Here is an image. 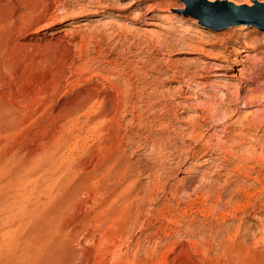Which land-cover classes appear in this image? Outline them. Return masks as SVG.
Here are the masks:
<instances>
[{
	"label": "rangeland",
	"instance_id": "1",
	"mask_svg": "<svg viewBox=\"0 0 264 264\" xmlns=\"http://www.w3.org/2000/svg\"><path fill=\"white\" fill-rule=\"evenodd\" d=\"M46 1L0 0V264H264V28ZM206 62L222 70L199 80ZM111 152L143 168L137 196L111 194Z\"/></svg>",
	"mask_w": 264,
	"mask_h": 264
},
{
	"label": "bare ground",
	"instance_id": "2",
	"mask_svg": "<svg viewBox=\"0 0 264 264\" xmlns=\"http://www.w3.org/2000/svg\"><path fill=\"white\" fill-rule=\"evenodd\" d=\"M33 1V5L34 6H39V8L42 6L43 7V9L44 8H47L48 7V2L46 1V0H32ZM59 1V0H58ZM57 1V2H58ZM97 1V0H96ZM263 2H264V0H263ZM51 3V2H50ZM65 3V2H64ZM132 3H130L129 5H131ZM31 5H32V3H31ZM128 5V6H129ZM183 6V5H182ZM253 6V5H252ZM62 7H64V5H61V6H58V8L59 9H61ZM104 7H107L106 5L104 6ZM254 7V6H253ZM186 8V7H185ZM181 9H184V7H181ZM244 25H246V26H249V25H247V24H244ZM179 27H181V28H183L184 27V29H187L186 28V26H183V24H182V26H179ZM245 43V42H244ZM190 49H194L193 47L192 48H190ZM196 49V48H195ZM197 49H200V48H197ZM208 63L206 62L205 63V65H207ZM222 66V65H221ZM225 66V65H224ZM214 70H222V68L220 69V68H211V66L209 65H207V66H204V67H202V68H200V69H197L196 68V70H193V76H195L197 79H199V80H202V79H205V78H207V77H209V76H216V74L214 73L215 71ZM224 70V69H223ZM228 70V69H227ZM214 71V72H213ZM262 72V71H261ZM239 76H240V78L242 79V80H245V81H247V82H252L254 79H255V77L256 76H254V75H250V76H247V75H245V74H243V73H240L239 74ZM198 82V81H197ZM246 82V83H247ZM200 83V82H199ZM187 84H189V83H187ZM227 85V84H226ZM188 88V87H187ZM193 92H195V91H193ZM227 93V92H226ZM99 95V94H98ZM188 96V98H191L192 96H189V94H187ZM196 96V95H195ZM211 96H213V95H211ZM255 96H256V94L254 93V94H251V95H244V96H242V97H238L239 99L241 98L242 99V104H245V103H248V102H250V101H252V100H254L255 99ZM87 98H85L86 100H85V102L83 103L84 104V106L87 108V106L90 108H92L93 106H94V102H92L93 100H95V97L96 96H93V94L92 93H89L87 96H86ZM186 97V96H185ZM215 97V96H214ZM98 99V98H97ZM114 99V98H113ZM240 99V100H241ZM99 100H101V99H99ZM103 100V99H102ZM112 100V99H111ZM236 100H238V99H236ZM263 100V99H262ZM219 102V101H218ZM221 102V101H220ZM106 103V102H105ZM225 103V102H224ZM82 104V105H83ZM102 104V103H101ZM111 104H112V101H111ZM204 105L202 106V107H197V108H195L196 110L195 111H206L207 113H210V106H209V104H211L210 102L208 103L207 101L205 102V103H203ZM213 104V103H212ZM98 105V104H97ZM118 105V104H117ZM214 105V104H213ZM101 106V105H100ZM104 106H105V104H104ZM121 106V105H120ZM94 107H96V106H94ZM108 107V106H107ZM110 107V106H109ZM193 107V106H192ZM196 107V106H195ZM99 108V107H98ZM101 108V107H100ZM104 108V107H103ZM97 109V108H96ZM118 109V108H117ZM122 109V108H121ZM228 109V108H227ZM93 110H94V108H93ZM88 111V110H87ZM86 111V112H87ZM105 111V110H104ZM123 111V110H122ZM92 113H94V112H92ZM106 115H107V113H108V110H107V113L106 112H104ZM202 113V112H201ZM200 113V114H201ZM89 114V113H88ZM208 115V114H207ZM214 115V114H213ZM109 117H110V115H109ZM113 117V116H112ZM214 117V116H213ZM216 117V116H215ZM219 117V116H218ZM85 118V117H84ZM106 118H108V117H106ZM211 118V117H210ZM220 118V117H219ZM229 118V117H228ZM194 119H195V117H194ZM199 119V118H198ZM85 120V119H84ZM97 120V119H96ZM209 120V119H208ZM207 121V120H206ZM205 121V122H206ZM210 121V120H209ZM242 121V120H241ZM88 123V122H87ZM97 123L99 124V122L97 121ZM115 123V122H114ZM117 123V122H116ZM160 123V122H159ZM235 123V122H234ZM94 124H95V122H94ZM98 124H95V125H93V129H94V126L96 127ZM112 124V123H111ZM168 124V123H167ZM251 125V124H250ZM157 126V125H156ZM171 126V125H170ZM116 127V126H115ZM168 127V126H167ZM158 128V127H157ZM93 129H91V130H93ZM207 130V129H206ZM229 130V129H228ZM241 130V129H240ZM89 131V130H88ZM197 131V130H196ZM221 132V131H220ZM224 132V131H223ZM226 132V131H225ZM195 133V136L196 137H201L202 135H199L198 133H196V132H194ZM222 133V132H221ZM228 133V132H227ZM226 133V134H227ZM102 134V133H101ZM189 134V133H188ZM188 134H186V135H188ZM224 134V133H223ZM232 134V133H231ZM236 134V133H235ZM240 134V133H239ZM193 135V134H192ZM230 135V134H229ZM233 135H234V133H233ZM227 136V135H226ZM237 136V135H236ZM186 137V136H185ZM204 137V136H203ZM208 137V136H207ZM221 137V136H220ZM220 137H218V141H220V142H223L222 140L223 139H221ZM190 138V137H189ZM212 138H214V137H212ZM224 138H225V136H224ZM116 139V138H115ZM187 139V138H186ZM204 139V138H203ZM209 139L210 138H207V140L206 141H209ZM236 139V138H235ZM194 140V139H193ZM211 141V140H210ZM216 141V140H215ZM201 142V141H200ZM112 143V142H111ZM204 143V142H203ZM211 143H212V141H211ZM241 143V142H240ZM103 144V143H102ZM200 144V143H199ZM114 145V144H113ZM202 145V144H201ZM206 145V144H205ZM227 145V144H226ZM225 146V145H224ZM202 147V146H201ZM211 148V147H210ZM94 149V148H93ZM115 149V148H114ZM114 149H113V151H114ZM118 149V148H117ZM159 150V149H158ZM157 150V151H158ZM193 150V149H192ZM198 150V149H197ZM196 150V151H197ZM253 150V149H252ZM255 150V149H254ZM255 152V151H254ZM118 153V152H117ZM117 153H114L113 155H112V152H111V156H110V159H111V163H113V164H110V165H113V167L110 169V170H108V173H110V177H113L114 178V176L115 175H117V174H121V176H122V180H121V183L117 186V184H114V185H112V186H114L112 189H113V191H111L110 189V191H111V194H115V191L118 189V188H121V192L123 191V192H127V193H129L130 195H132V196H137L139 193H140V191H141V189L139 188V176L143 173V168L141 169L140 167H138V166H135L134 164H132V163H129L128 162V160H125V159H123V158H120V156L119 155H117ZM122 153V152H121ZM202 153V152H201ZM231 153V152H230ZM257 153V152H256ZM227 154V153H226ZM233 154V153H232ZM117 155V156H116ZM230 155V154H229ZM235 155V154H234ZM249 155V154H248ZM260 155V154H259ZM196 153H192L191 155H190V159H193V158H196ZM252 156V155H251ZM98 157H99V155H98ZM106 157V156H105ZM208 157V156H207ZM257 157V156H256ZM109 158V157H108ZM189 158H187V159H189ZM255 158V157H254ZM185 159V158H184ZM108 160V159H107ZM263 160V159H262ZM104 161V160H103ZM205 161V160H204ZM108 161H106V163H107ZM213 162V161H212ZM99 163H101V162H99ZM106 163H102V164H106ZM207 163V162H206ZM248 163V162H247ZM109 164V163H108ZM217 164V163H216ZM222 164V163H221ZM107 165V164H106ZM215 165V164H214ZM83 166H85V165H83ZM100 166H102V165H100ZM104 166V169L103 170H105L106 171V167H105V165H103ZM140 166V165H139ZM241 167V166H240ZM181 168V167H180ZM177 169V168H176ZM224 169V168H223ZM237 169V168H236ZM243 170V169H242ZM249 170V169H248ZM104 171V177H106V172ZM152 172V171H151ZM235 172V171H234ZM107 173V174H108ZM215 173V172H214ZM148 174V173H147ZM153 174V173H152ZM213 174V173H212ZM101 175V174H100ZM158 175V174H157ZM205 175V174H204ZM214 175V174H213ZM245 176V175H244ZM213 177V176H212ZM246 177V176H245ZM254 178H255V176H253ZM91 178V177H90ZM107 178H108V176H107ZM105 179V178H104ZM203 179V178H202ZM258 179H259V177H258ZM87 180V179H86ZM109 180V182H111L112 183V179L111 178H109L108 179ZM159 180V179H158ZM208 180V179H207ZM256 180H257V178H256ZM104 181V180H103ZM108 182V183H109ZM157 182V181H156ZM199 182H202V181H200L199 180ZM206 182V181H205ZM258 182V181H257ZM106 183V182H105ZM107 183V184H108ZM86 184V183H85ZM96 184H98V183H96ZM103 184V183H102ZM257 185V184H256ZM106 186V185H105ZM108 186V185H107ZM203 186V185H202ZM100 187V186H99ZM159 187V186H158ZM219 187V186H218ZM102 188H104V187H102ZM101 188V189H102ZM204 188V187H203ZM220 188V187H219ZM243 188V187H242ZM150 189H152V188H150ZM155 189V188H154ZM156 189H158V188H156ZM255 189V188H254ZM144 190V189H143ZM203 190V189H202ZM239 190H240V188H239ZM258 190V189H257ZM100 191V190H99ZM105 191V190H104ZM205 191V190H204ZM236 191V190H235ZM164 192V191H163ZM260 192V191H259ZM103 193H105V192H103ZM106 193H108L107 191H106ZM144 193V192H143ZM244 193V192H243ZM254 193V192H253ZM109 194V196H110V193H108ZM242 194V193H241ZM246 194V193H245ZM95 195V194H94ZM120 195V194H119ZM233 195V194H232ZM248 195V194H247ZM141 196H142V194H141ZM241 196V195H240ZM118 198H120V197H118ZM251 198V197H250ZM117 199V198H116ZM152 199V198H151ZM246 200V199H245ZM250 200H252V199H250ZM106 201H108V200H106ZM124 201V200H123ZM235 202V201H234ZM246 202V201H245ZM217 203V202H216ZM244 203V202H243ZM249 203H251L250 201H249ZM231 205V204H230ZM235 205V204H234ZM252 205V204H251ZM227 206V205H226ZM240 206V205H239ZM110 208V207H109ZM125 208V207H124ZM198 208V207H197ZM207 208V207H206ZM247 208V207H246ZM131 209V208H130ZM220 209V208H219ZM230 209V208H229ZM201 210V209H200ZM239 210V209H238ZM261 210V209H260ZM221 211V210H220ZM235 211V210H234ZM124 212V211H123ZM210 212V211H209ZM236 212V211H235ZM212 213V212H211ZM185 215V214H184ZM118 217V216H117ZM182 217V216H181ZM262 221V220H261ZM174 223V222H173ZM262 225V224H261ZM234 237V236H233ZM261 239V238H260ZM244 240V239H243ZM193 243V242H192ZM207 248V247H206ZM222 248V247H221ZM237 250V249H236ZM208 251V250H207ZM230 252V251H229ZM232 253V252H231ZM235 264V263H234Z\"/></svg>",
	"mask_w": 264,
	"mask_h": 264
},
{
	"label": "water",
	"instance_id": "3",
	"mask_svg": "<svg viewBox=\"0 0 264 264\" xmlns=\"http://www.w3.org/2000/svg\"><path fill=\"white\" fill-rule=\"evenodd\" d=\"M186 14L196 18L200 24L213 30H221L230 25L247 24L264 28V3L256 2L258 8L248 6L234 8L224 2L206 0H181Z\"/></svg>",
	"mask_w": 264,
	"mask_h": 264
}]
</instances>
